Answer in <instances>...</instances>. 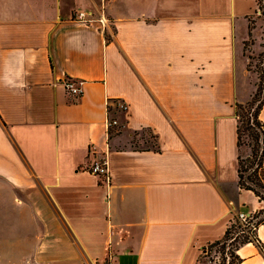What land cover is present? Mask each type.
<instances>
[{
  "label": "crops",
  "instance_id": "1",
  "mask_svg": "<svg viewBox=\"0 0 264 264\" xmlns=\"http://www.w3.org/2000/svg\"><path fill=\"white\" fill-rule=\"evenodd\" d=\"M251 8L0 0V264H205L234 214L263 207L237 183L233 106L256 79L245 81L242 48ZM78 11L103 13L107 35ZM115 100L126 111L110 139ZM142 130L154 147H120ZM98 159L108 180L88 171ZM256 236L261 249L239 246L240 264H264V222Z\"/></svg>",
  "mask_w": 264,
  "mask_h": 264
},
{
  "label": "trees",
  "instance_id": "2",
  "mask_svg": "<svg viewBox=\"0 0 264 264\" xmlns=\"http://www.w3.org/2000/svg\"><path fill=\"white\" fill-rule=\"evenodd\" d=\"M254 1L255 9L251 15L246 17L248 40L243 42L244 55L248 45L252 44V30L255 24L253 15L264 19V0ZM245 56L248 60L245 66L246 71L255 73L258 81L249 101L244 104L235 103L233 106L236 121V147L238 150L237 183L240 189L252 192L263 203V207L257 212L250 214L251 219L248 221V226L244 228L245 230L241 229L234 215V221L233 223L232 220L230 221L223 237L210 244V246L220 245L224 249L226 243L231 239L234 228H237V231L243 230L244 232H241L242 237L238 240H233L232 251L229 252L231 264H240L241 262V259L236 254L239 246L248 242H258V246L261 249L256 236V229L264 222V121L261 118L264 111V49L257 58L259 63L255 66V69H252V57L249 55ZM243 146H247L250 149L249 156L245 158L240 155Z\"/></svg>",
  "mask_w": 264,
  "mask_h": 264
},
{
  "label": "rangeland",
  "instance_id": "3",
  "mask_svg": "<svg viewBox=\"0 0 264 264\" xmlns=\"http://www.w3.org/2000/svg\"><path fill=\"white\" fill-rule=\"evenodd\" d=\"M251 7H252L251 13H253V10L255 9V1L254 0H251ZM253 18H254L255 24H254V29L252 30V44L248 45L247 50L245 52V55H249L252 57V69H255V66H257L259 63L257 58H258L259 54L264 49V19L262 17H257L256 15H253ZM241 32L245 33V30H243V31L240 30V32H239L240 35H241ZM237 37H238V34H237ZM246 40H248V35H246V38L244 41H246ZM242 47H243V44H242ZM245 55H244V59H245V62L247 63L248 60H247ZM244 59L240 58L238 60V63H237L238 68H239V70L241 68V71H242L243 66H244ZM246 63H245V66H246ZM241 71H240L241 75L239 77L242 79V72ZM246 76H248L245 79L246 82L248 81V78H250V76H251V78H252V76H255V78H256L255 82H254V88L252 90V94H253V92L255 90V84L258 81L257 75L253 72H249V73H246ZM245 81L243 82V80H241V84H240V88H239L241 96L245 95L247 92L248 87L245 84ZM247 101H249V100H247ZM246 102H244V103H246ZM244 103H242V104H244ZM119 124H120V126L117 129L110 130V132H109L110 139L114 138L118 133H120L121 128H122V124H121V122H119ZM154 145H155V140L153 138V135L149 131H146V130L143 131L142 130V131L134 132L131 135V137L127 143V146H126V144H124L120 147H130L133 149H144V148L154 147ZM249 154H250V149L247 146H243L241 148L240 155L243 158H245V157L249 156ZM263 216H264V214H263ZM231 220L233 223V221H234L233 218ZM237 230H238L237 228H234V230L232 231V234H231V239H230V241H228L226 243L224 249H222V247L220 245H215V246L208 245V246H206L202 250V253H201L202 261L205 264H231V258L229 256L230 255L229 252L232 251V244H234L233 240H235V239L238 240L239 238L242 237L241 232L237 231ZM103 264H109V263L106 261Z\"/></svg>",
  "mask_w": 264,
  "mask_h": 264
},
{
  "label": "built area",
  "instance_id": "4",
  "mask_svg": "<svg viewBox=\"0 0 264 264\" xmlns=\"http://www.w3.org/2000/svg\"><path fill=\"white\" fill-rule=\"evenodd\" d=\"M92 18H95L99 21L102 26V31H104V34L107 35V30L110 29V22L103 13L98 14L97 18L95 14L88 11H78L75 12V14L73 15V19L81 21L85 24H89L90 19ZM65 86L71 96H73L74 98L79 97L81 90L78 88V86H76V82L66 80ZM125 111L126 105L120 100H115V102H113L111 105H108L106 114V129L108 136L110 130H115L120 126L118 117ZM88 171L99 178H104L105 180H108V168L105 160L103 159L93 161L89 165ZM234 215L236 216L241 229L245 230L244 228L248 226V221L249 219H251L250 213L239 212ZM243 230H241L240 232H244Z\"/></svg>",
  "mask_w": 264,
  "mask_h": 264
}]
</instances>
